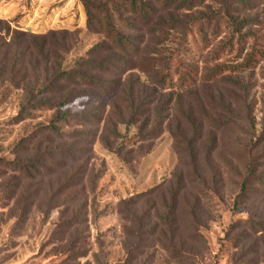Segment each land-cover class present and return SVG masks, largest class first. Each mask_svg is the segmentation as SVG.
<instances>
[{
  "label": "rangeland",
  "instance_id": "1",
  "mask_svg": "<svg viewBox=\"0 0 264 264\" xmlns=\"http://www.w3.org/2000/svg\"><path fill=\"white\" fill-rule=\"evenodd\" d=\"M173 7L186 8L168 11L176 29L132 33L140 51L103 78L112 97L78 89L65 106L42 93L27 105L7 79L43 90L52 71L28 59L1 75L0 264H264V57L241 68L217 55L225 36L214 33H256L264 50V0ZM0 20L18 32L8 41L49 46L51 67L67 50L82 62L93 40L82 0H0ZM172 55L180 74L163 82Z\"/></svg>",
  "mask_w": 264,
  "mask_h": 264
},
{
  "label": "trees",
  "instance_id": "2",
  "mask_svg": "<svg viewBox=\"0 0 264 264\" xmlns=\"http://www.w3.org/2000/svg\"><path fill=\"white\" fill-rule=\"evenodd\" d=\"M177 0H82L86 11V34L85 37H92L91 43L86 42L85 46L80 43L78 50H86L87 53L82 62L81 58L66 57L70 54V50L65 52V55L59 59L55 58L51 67L48 61H42L41 57L46 54L51 56V48L49 46H30L25 44L24 38L30 37L27 33H21L23 36L18 44L15 41H8L11 34L18 33L12 30L8 22L0 20V77L8 75V77L17 76L23 65L29 60V63H34V71L45 73L48 75L52 71L54 83L50 82L45 85L43 90H37L36 87H30L25 82V79L16 81L15 78L7 79L9 88L13 90L24 91L27 100V105H30L36 100L37 95H60L64 97V102L60 105L65 106L70 100L74 99L75 92L81 89V92H76L79 97L91 98L97 93L105 92L109 96L115 93L114 88L107 86L104 77L113 76L119 68L118 61L121 55L131 56L132 58L140 51V43L135 42L136 34L151 33L155 36H164L165 30L176 29L179 18L169 14L168 11H180L173 7ZM204 3L198 4L203 7ZM197 5H191L194 9ZM210 9L209 7H206ZM228 13V12H227ZM224 15V14H223ZM215 14L207 13L201 18L199 23L202 25L210 24ZM233 20V18H232ZM249 21V20H248ZM247 20H242L241 25ZM235 24H237L235 22ZM199 34L202 43H207L209 35L206 34L205 27H200ZM219 25H216L214 30L215 36H225V41L221 42V50H216L217 55H234L241 59L239 67H255L256 64L264 57V50L260 43V38L256 33L238 32V30L217 32ZM2 39L5 41L2 42ZM251 42V43H250ZM173 43V42H169ZM147 47V46H146ZM145 47V48H146ZM14 51H13V50ZM16 49V50H15ZM72 50V49H71ZM78 53L77 51H75ZM160 50L158 54H162ZM167 52V50H166ZM170 53V52H169ZM102 55H106L105 60ZM159 56V55H158ZM113 57V58H111ZM111 58V60H110ZM127 61V59H126ZM168 61V62H167ZM164 63L162 70V81L167 79L173 80L176 74H180L178 70L172 73L173 55L168 57ZM158 67L159 64H156ZM144 67V64H141ZM154 66V65H153ZM44 68V69H43ZM3 69H6L5 71ZM43 69V70H42ZM135 68H127L130 71ZM143 71V70H142ZM145 72V71H143ZM193 77L190 73H181L180 80L186 83ZM113 83V82H112ZM51 102H40L33 107H49ZM62 106V107H63ZM54 107V106H52ZM27 106H23L20 110V115L27 111Z\"/></svg>",
  "mask_w": 264,
  "mask_h": 264
}]
</instances>
